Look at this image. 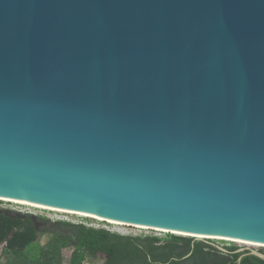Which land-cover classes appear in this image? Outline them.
<instances>
[{"label": "water", "instance_id": "water-1", "mask_svg": "<svg viewBox=\"0 0 264 264\" xmlns=\"http://www.w3.org/2000/svg\"><path fill=\"white\" fill-rule=\"evenodd\" d=\"M0 198L264 244V0H0Z\"/></svg>", "mask_w": 264, "mask_h": 264}, {"label": "trees", "instance_id": "trees-1", "mask_svg": "<svg viewBox=\"0 0 264 264\" xmlns=\"http://www.w3.org/2000/svg\"><path fill=\"white\" fill-rule=\"evenodd\" d=\"M49 225V227H47ZM49 240L40 245L42 233ZM122 235L86 226L82 222L49 218L0 209V245L3 264H62V250L70 248L68 264H86L89 258L104 257L102 264H264L249 251L234 245L225 251L192 237L167 234ZM264 253V249L259 250Z\"/></svg>", "mask_w": 264, "mask_h": 264}, {"label": "rangeland", "instance_id": "rangeland-1", "mask_svg": "<svg viewBox=\"0 0 264 264\" xmlns=\"http://www.w3.org/2000/svg\"><path fill=\"white\" fill-rule=\"evenodd\" d=\"M1 200H0V209L7 210L10 212H16L17 210H23V212H30L33 216L45 217V218H49L52 220H55V219L70 220L75 223L84 222L87 224H94V225L96 224L104 225L105 224L97 219L87 217V216H80L77 214H70V213H65V212L62 213L58 211L54 212L52 210L50 211L47 209L37 208V207H32V206L26 207L28 205H25V204L18 205L10 201H5V200L1 201ZM47 227H49V225H47ZM114 228L116 227L114 226ZM121 229L126 231L127 233L135 234V235L158 236L160 238H163L162 240H164V238L168 236L167 234H169L162 230H154L150 228H140V227H123L122 228L121 227ZM50 236H51L50 232L42 233L38 239L40 245H44L49 240ZM192 238H194L195 240L203 241V242L207 241L208 243L213 244L215 246H219L221 248L234 245L238 249H252V250L264 249L263 246L251 245L249 243L234 242L230 240L215 239V238L208 239L202 236L192 237ZM1 250H2V246L0 245V264H3L6 260V257L2 255ZM70 252H71L70 248H64L62 250V262H61L62 264H68ZM103 259H104L103 256L98 255L95 258H89L86 264H102Z\"/></svg>", "mask_w": 264, "mask_h": 264}, {"label": "bare ground", "instance_id": "bare-ground-1", "mask_svg": "<svg viewBox=\"0 0 264 264\" xmlns=\"http://www.w3.org/2000/svg\"><path fill=\"white\" fill-rule=\"evenodd\" d=\"M0 199H2V200H7V201H10V202H15V203H18V204H25V205L32 206V207L43 208V209L52 210V211H58V212H65V213H70V214H77V215H80V216L91 217V218H94V219H97V220H103V218L96 217V216H92V215H87V214H82V213H77V212H72V211H67V210H62V209H57V208L47 207V206H41V205H36V204H31V203H26V202H21V201H16V200H11V199H5V198H0ZM106 221L111 222L112 224H122V223H120V222H115V221H109V220H106ZM136 227L147 228V227H142V226H136ZM154 230H158V229H154ZM163 231H164V230H163ZM199 237H200V236H199ZM212 238L227 240L226 238L219 237V236H217V237H212ZM234 242L249 243V244H251V245L264 246V244L252 243V242L240 241V240H234Z\"/></svg>", "mask_w": 264, "mask_h": 264}, {"label": "built area", "instance_id": "built-area-1", "mask_svg": "<svg viewBox=\"0 0 264 264\" xmlns=\"http://www.w3.org/2000/svg\"><path fill=\"white\" fill-rule=\"evenodd\" d=\"M13 203H15V202H13ZM16 204H18V203H16ZM18 205H22V204H18ZM26 207H30V206H26ZM54 212H56V211H54ZM16 213L31 214L30 212H23V210H17ZM53 221H69V222L75 223V222L70 221V220H60V219H55ZM99 221H101V222H103L105 224L104 225H98V224L94 225V224H87V223H84V222H82V223H84L86 226H89V227H93V228H96V229H105L107 231L115 232V233L122 234V235H135V234L127 233L126 231L121 229V227L123 228V227H135V226H128V225H124V224H112L111 222L102 221V220H99ZM114 226L116 228H114Z\"/></svg>", "mask_w": 264, "mask_h": 264}, {"label": "flooded vegetation", "instance_id": "flooded-vegetation-1", "mask_svg": "<svg viewBox=\"0 0 264 264\" xmlns=\"http://www.w3.org/2000/svg\"><path fill=\"white\" fill-rule=\"evenodd\" d=\"M238 252H243V251H247V250H242V251H239V249L237 250Z\"/></svg>", "mask_w": 264, "mask_h": 264}]
</instances>
